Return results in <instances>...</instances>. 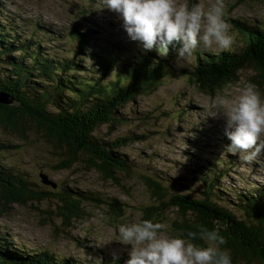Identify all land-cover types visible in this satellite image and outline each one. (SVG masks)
Returning <instances> with one entry per match:
<instances>
[{
    "label": "rangeland",
    "instance_id": "374dc122",
    "mask_svg": "<svg viewBox=\"0 0 264 264\" xmlns=\"http://www.w3.org/2000/svg\"><path fill=\"white\" fill-rule=\"evenodd\" d=\"M208 2L204 0L205 4ZM224 4L226 19L234 35L230 48L237 49L242 46L243 35L231 17L245 20L247 24H264V0H224ZM14 30L23 38L34 36L39 42L40 52L58 56L73 54L76 46L80 48V39L75 32L85 33L88 43L85 42L86 46L83 43V49L89 46L91 53H87L84 60L95 70L101 64L111 62L116 53L125 59L127 54L136 55L142 50L139 42L128 37L119 15L104 7L103 0H0V31ZM5 47L3 45L0 50ZM152 49L162 56L158 46ZM206 50L212 49L198 48L185 59L179 57L175 50L172 56L169 55V63L173 66L171 71L178 69L179 73H168L154 90L121 107L110 124L98 126L96 136L106 141L130 134L141 136L119 148L126 154L130 167L127 171H115L116 179L106 177L97 168L87 167L80 160L71 168L57 169V153H53L50 144L33 125L21 131L26 133L24 136L5 128L0 120V141L9 145L0 151V168L5 167L22 176L38 192L60 194L63 190H83L104 200L121 202V205L113 207L106 203L85 202L84 215L70 225H64L56 214L61 203L58 198L27 201L25 205L11 203L9 206L4 205L0 191V234L9 238L12 249L48 250L61 257L76 258L81 264H100L115 258L120 260V264H125L128 248L119 241L117 225L125 220L142 219L146 209L160 206V200L163 205L167 201L156 198L153 189L156 191L158 187L156 182L147 181L148 177L155 180L158 175H163L167 177V183L175 182L170 187L171 194L178 191L192 198L203 197L207 184L195 176L193 169L189 172L190 166L206 163L190 160V156L196 155L202 160L213 159L216 155L235 159L232 169L224 174L218 187L213 189L216 194L211 197L219 205L227 206L239 219L250 220L244 208L237 203L239 197H243L241 194L264 186V154L252 162L236 160L233 152L226 148L230 141L224 134V118L209 116L210 98L214 94L204 93L181 73V69L191 68L194 64L196 52ZM14 53L19 54L20 51ZM29 60L24 56V63ZM3 61L0 60L3 64L1 72L9 67ZM256 74V69L246 67L240 71L236 81L215 94L223 91L235 95L245 82L254 83L264 94L255 82ZM113 75L114 70L111 69L108 79ZM0 105L13 106L4 102ZM236 155L241 157L242 154ZM41 172L55 183L54 187L43 183ZM172 206L176 205L164 206L167 211L158 221L165 225L163 231L167 235L184 233L177 220L176 208ZM119 208H123V214L118 217L117 214L121 213ZM189 211L191 219L199 220L197 212ZM239 219L227 218L222 224L242 228L244 223ZM198 243L203 244V241Z\"/></svg>",
    "mask_w": 264,
    "mask_h": 264
},
{
    "label": "trees",
    "instance_id": "16d2710c",
    "mask_svg": "<svg viewBox=\"0 0 264 264\" xmlns=\"http://www.w3.org/2000/svg\"><path fill=\"white\" fill-rule=\"evenodd\" d=\"M230 20L236 22L237 30L243 35L242 46L223 51H198L191 68L181 69V73L198 89L213 95L228 83L236 81L241 70L252 67L257 71L255 82L264 92V24H247L238 17H231ZM77 32L80 39L78 52L83 50L87 53V49H83L85 42L88 43L86 34ZM27 37L18 36L16 30L0 31V48L6 45L4 50H0V60L9 65L5 72H1L3 64L0 63V90L10 93L17 101L13 106L0 105V120L4 122L1 123L24 136L26 133L21 131L33 125L45 137L53 153H57V169L71 168L80 160L87 167L97 168L106 177L116 179L115 171H127L130 167L126 154L119 148L141 136L130 134L106 141L96 136L95 131L102 124H110L125 104L134 101L138 95L154 90L168 73L180 72L178 69L171 71L173 66L169 63V55L172 56L175 49L170 46L167 55L159 56L155 50L142 48L136 55L127 54L125 59L116 53L111 62H105L95 70L84 65L83 56L78 57L74 52L67 56L42 53L35 37ZM17 51L20 53H14ZM24 56L30 58L27 63H24ZM111 69L114 75L108 79ZM19 128L22 129L19 131ZM7 147V143L0 141L1 152ZM233 155L236 160L239 158L245 162L235 152ZM202 159L198 155L190 156L192 161L206 163L190 166L189 172L193 169L195 176L207 184L203 197L192 198L178 191L171 194L170 187L175 182L167 183V177L163 175H158L155 180L148 177L147 181L156 182L158 187L156 191L153 189L156 198L167 201L163 205L160 200V206L146 209L142 219L158 221L171 204L177 206V220L184 233L198 231L197 224L211 229L215 226L214 221L225 226L222 223L227 218L239 219L227 206L219 205L211 197L216 194L213 189L218 187L224 174L232 169L235 159H224L222 155ZM254 188L241 194L243 197H239L237 203L244 208L250 220L239 219L244 223L242 228L230 225L221 228V235L225 238L221 247L229 250L232 264H264V186ZM221 189L227 192L223 187ZM0 191L4 205L9 206L11 203L25 205L27 201L58 198L61 203L56 214L64 225H70L84 215L85 202L106 203L112 207L121 205L116 199L104 200L93 192L83 190H63L60 194L38 192L28 185L26 179L5 167L0 168ZM118 210L121 212L117 214L119 217L123 208ZM189 210L197 212L199 220L191 219ZM12 248L9 238L0 234V264H81L76 258L61 257L48 250ZM100 264H120V260L115 258Z\"/></svg>",
    "mask_w": 264,
    "mask_h": 264
},
{
    "label": "clouds",
    "instance_id": "9594fccd",
    "mask_svg": "<svg viewBox=\"0 0 264 264\" xmlns=\"http://www.w3.org/2000/svg\"><path fill=\"white\" fill-rule=\"evenodd\" d=\"M104 7L117 13L128 37L144 49L158 46L162 55L173 47L187 58L198 48L227 50L234 43L232 26L226 19L224 0H103ZM210 115L222 116L229 151L242 154L246 162L264 154V94L245 82L235 95L219 92L210 98ZM198 231L164 233L165 225L139 219L117 225L118 238L128 248L125 264H232L221 226ZM197 241H203V244Z\"/></svg>",
    "mask_w": 264,
    "mask_h": 264
},
{
    "label": "water",
    "instance_id": "95a60500",
    "mask_svg": "<svg viewBox=\"0 0 264 264\" xmlns=\"http://www.w3.org/2000/svg\"><path fill=\"white\" fill-rule=\"evenodd\" d=\"M0 102L10 103L11 105L17 104V101L13 98V96L10 93L1 90H0ZM40 176L44 184L51 185L53 187L55 186V183L49 180L44 172H41Z\"/></svg>",
    "mask_w": 264,
    "mask_h": 264
},
{
    "label": "bare ground",
    "instance_id": "6f19581e",
    "mask_svg": "<svg viewBox=\"0 0 264 264\" xmlns=\"http://www.w3.org/2000/svg\"><path fill=\"white\" fill-rule=\"evenodd\" d=\"M76 47H77V46H76ZM76 47H75V49H74L73 51H74V53H77L76 55H77L78 57H79V56H83L82 58H84L85 56H87V53H91V51H89V46H88V48H87V53H85L83 50H82L81 53L78 52V49H80V48H79V47L76 48ZM142 48H143V47H142ZM151 50H154V49H151ZM151 50H150V51H151ZM84 65H86L87 67H93V66H91V65H87L86 63H84ZM141 95H142V94H141ZM138 96H139V95H138ZM138 96H137V97H138ZM137 97H136V98H137ZM136 98H135V99H136ZM135 99H134V100H135ZM147 113H148V111L145 112V114H147ZM181 119H182V118H181ZM207 131H208V130H207ZM212 131H213V130H212ZM206 134H207V133H206ZM174 207H175V206H174ZM198 216H199V214H198ZM179 221H180V220H179ZM197 242H198V241H197ZM7 249H8V248H7ZM9 253H10V252H9ZM99 253H100V252H99ZM111 259H112V258H111ZM67 260H68V259H67ZM79 260H80V259H79ZM83 260H84V259H83ZM81 262H82V261H81Z\"/></svg>",
    "mask_w": 264,
    "mask_h": 264
}]
</instances>
